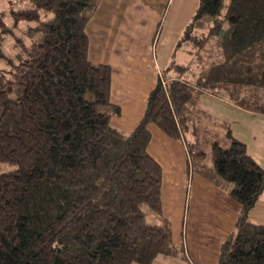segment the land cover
<instances>
[{"label":"trees","instance_id":"16d2710c","mask_svg":"<svg viewBox=\"0 0 264 264\" xmlns=\"http://www.w3.org/2000/svg\"><path fill=\"white\" fill-rule=\"evenodd\" d=\"M28 1L12 15L36 22L32 44L9 72L0 69V163L15 166L0 172V264H151L171 254L169 221L148 223L142 208L163 213L151 124L174 139L195 136L190 153L211 150L215 171L233 184L242 211L220 264H264V223L248 217L264 192V167L240 139L199 141L187 109L194 95L211 93L264 114V0H200L184 41L198 54L215 37L216 61L196 81L186 77L191 65L175 64L179 76L159 79L130 132L111 123L121 111L111 65L89 57L98 0Z\"/></svg>","mask_w":264,"mask_h":264},{"label":"crops","instance_id":"0c3cea01","mask_svg":"<svg viewBox=\"0 0 264 264\" xmlns=\"http://www.w3.org/2000/svg\"><path fill=\"white\" fill-rule=\"evenodd\" d=\"M162 2L98 0L96 11L87 24L90 59L110 64L113 71L111 100L120 106L121 111L112 116L111 123L124 131L136 128L145 113L150 92L159 79L166 82L175 78L172 75L174 65L180 64L175 60H164V67L170 66L169 69L163 68L159 56L153 54L159 22H163L162 35L166 23L170 25L174 20L170 7L163 9ZM172 2L169 0V6ZM184 26L179 27L181 32L177 39L184 34ZM154 35L156 39L153 40ZM180 41V46H185L184 36ZM150 130L152 139L148 151L163 170V213L159 215L169 221L174 245L171 254H160L156 259L179 260V263L172 264H220L221 244L236 231V222L242 211L241 204L230 193L233 184L217 174L209 149L196 148L204 154L195 157L190 153L188 141L195 142V136L174 139L155 124L150 125ZM240 140L250 148L243 138ZM249 154L257 160L251 151ZM259 204L264 206V192L250 209L248 217L253 222L264 223V210L255 213ZM251 214L258 216V221L251 219ZM209 224L217 225L213 232H208Z\"/></svg>","mask_w":264,"mask_h":264},{"label":"rangeland","instance_id":"374dc122","mask_svg":"<svg viewBox=\"0 0 264 264\" xmlns=\"http://www.w3.org/2000/svg\"><path fill=\"white\" fill-rule=\"evenodd\" d=\"M168 2L169 0H163L161 7L163 9L170 7V15H174V20L170 25L169 22L166 23L162 35L163 22H159L160 26L159 28L157 27L158 30L156 29L157 33L155 34L158 35V39L161 37L159 42L157 39L155 45H153V54L155 57L159 56L162 67L166 69H169L170 64L164 67L165 65L162 63L164 60L171 62L175 60L180 64L191 65V70L186 77L196 81L195 76H199L202 67H208L216 61V50H219L217 48L218 44H216L217 39L215 37L210 38L198 54H194L195 49H192L193 45L190 42H186L185 46L181 47L180 40L183 36L185 37V27L188 26L197 13L200 0H173L170 6ZM31 6L32 4L28 0H0V52L2 55L0 58V69L5 72H9L13 68L14 63L21 62L25 54L24 48L30 47L32 44V39L28 36L27 30L31 26L36 25V22L29 20L17 22L12 15V11L26 9ZM50 16L51 13L43 14L44 19ZM180 26H184V34L182 33V36L177 39L181 32ZM154 39H156L155 35L153 36ZM177 40L179 41L177 42ZM21 45H24V47ZM200 62H203L202 65ZM172 75L175 77L179 76L177 71H173ZM187 107L191 115L198 120L196 122L193 119L192 122L196 123L195 127L198 126L200 131L198 134L199 141L207 143L208 141L219 140L222 146L228 147L232 138H243L248 145L250 144V148H247L248 153L251 151L260 164L264 166V115L237 108L229 97L223 98L209 94L194 95ZM210 155L212 156V154ZM14 167L12 164L0 163V172L11 170ZM142 208L145 211L148 223L164 222L163 218L154 212L148 204H144ZM261 210H264V206L259 204L255 213L257 214ZM250 218L258 221L259 217L256 215L253 217L251 214ZM208 226V232H213V228H216L217 225L209 224ZM183 249L184 247L181 245V250ZM155 259L152 264L179 263L177 258L165 260V257H161Z\"/></svg>","mask_w":264,"mask_h":264}]
</instances>
